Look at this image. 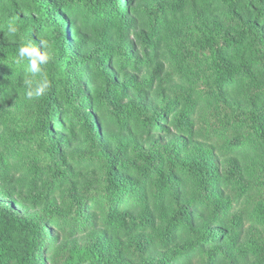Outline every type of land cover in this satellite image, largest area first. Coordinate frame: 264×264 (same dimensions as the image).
I'll list each match as a JSON object with an SVG mask.
<instances>
[{"label":"trees","instance_id":"16d2710c","mask_svg":"<svg viewBox=\"0 0 264 264\" xmlns=\"http://www.w3.org/2000/svg\"><path fill=\"white\" fill-rule=\"evenodd\" d=\"M0 264H264V0H0Z\"/></svg>","mask_w":264,"mask_h":264},{"label":"clouds","instance_id":"9594fccd","mask_svg":"<svg viewBox=\"0 0 264 264\" xmlns=\"http://www.w3.org/2000/svg\"><path fill=\"white\" fill-rule=\"evenodd\" d=\"M4 39L9 42L19 41L16 51L15 62L21 64L27 62V69L24 73L23 84L25 85V98L34 100L43 97L51 87V81L46 74V66L51 56V44L40 37L39 45L31 42H24L20 35V29L14 21H9L3 30Z\"/></svg>","mask_w":264,"mask_h":264}]
</instances>
